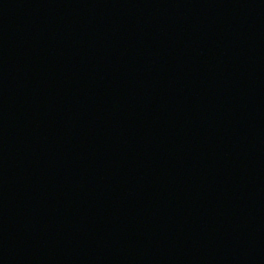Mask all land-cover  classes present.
<instances>
[{
  "label": "water",
  "instance_id": "obj_1",
  "mask_svg": "<svg viewBox=\"0 0 264 264\" xmlns=\"http://www.w3.org/2000/svg\"><path fill=\"white\" fill-rule=\"evenodd\" d=\"M0 264H264V0H0Z\"/></svg>",
  "mask_w": 264,
  "mask_h": 264
}]
</instances>
